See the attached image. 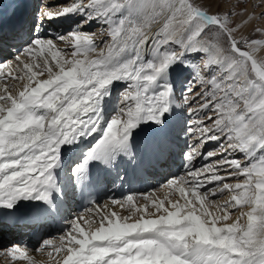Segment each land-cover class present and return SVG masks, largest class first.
I'll return each mask as SVG.
<instances>
[{
  "label": "snow or ice",
  "instance_id": "6c2138e0",
  "mask_svg": "<svg viewBox=\"0 0 264 264\" xmlns=\"http://www.w3.org/2000/svg\"><path fill=\"white\" fill-rule=\"evenodd\" d=\"M209 7L203 0H71L41 12V24L77 18L67 35L45 37L39 25L35 36L16 33L22 51L0 62V208L15 213L20 200L40 201L47 217L70 197L89 198L58 242L45 239L37 249L51 248L54 264H264V60L255 55L264 40L237 37L252 13ZM93 23L106 26L104 48L81 31ZM181 67L187 74L177 79ZM185 108L183 131L193 139L182 173L162 186L165 196L129 189L101 205L91 192L127 182L122 160L137 170L136 130L153 127L151 163L159 165L170 154L176 110ZM209 143L216 147L205 152ZM225 192L228 199H213ZM8 252L31 260L19 246Z\"/></svg>",
  "mask_w": 264,
  "mask_h": 264
},
{
  "label": "bare ground",
  "instance_id": "6f19581e",
  "mask_svg": "<svg viewBox=\"0 0 264 264\" xmlns=\"http://www.w3.org/2000/svg\"><path fill=\"white\" fill-rule=\"evenodd\" d=\"M56 1V0H55ZM61 2L59 5H56L52 8L47 9L49 11L55 12L59 9H62L63 7L67 6L70 2ZM136 3H141L144 0H134ZM204 2H208L209 0H203ZM239 1V0H238ZM58 2V1H57ZM24 3L25 8L22 10L21 13L15 15L14 17H9L12 11L16 12V8H19V4ZM36 3V0H0V32L1 28H4V26L7 25V23L14 24L16 23V27L13 31L5 32L2 31L0 35V62L5 63L7 65L8 62L14 61L15 56L19 54L23 47V43L21 40H18L15 38L16 33H20L24 38L27 37V33L31 27L32 24V10L34 9V5ZM46 4L44 3L42 6L41 12L44 11ZM41 12L38 14L39 21L37 25H39V32L44 36H51L56 37L57 34L60 35H67L69 31H71L73 28L77 27L75 24L77 21V18L75 17H61L56 20L47 21L44 20L41 24ZM18 13V12H17ZM8 14V15H6ZM10 14V15H9ZM126 14V13H125ZM7 18L6 22H4L3 19ZM4 22V23H2ZM2 23V24H1ZM9 24V25H10ZM8 25V26H9ZM248 25V24H247ZM246 27V25H245ZM153 28H155V25H153ZM37 29V26H36ZM247 30V29H246ZM81 31L87 32L89 34H95V38L98 44V48H104L105 44L108 41V37L105 34L106 33V26H102L99 23H93L91 25H88L81 29ZM245 34V35H244ZM244 36H247L246 33H244ZM103 41V42H101ZM55 42V41H54ZM10 48H7L8 45H10ZM57 46L59 47H66L64 42L62 41L61 44L59 42L57 43ZM264 45H260L257 47L256 52L263 51ZM71 49L69 48V51ZM179 50V49H177ZM255 52V53H256ZM11 53V54H10ZM205 57L198 56L195 58V62L202 63L203 59ZM4 71H8V68L5 67ZM187 73L184 72L181 68H177L175 70V76L177 79H182ZM9 83H12L9 81ZM181 122L180 112H178L175 120V128L179 129V123ZM176 129V130H177ZM177 132V131H176ZM176 132L173 133V136L178 139ZM137 137L138 141V149L139 151L143 148H140L141 146V140L145 135L153 134V127L152 126H142V129L136 130L134 133ZM176 135V136H175ZM178 151L181 149L178 144ZM156 151V149H155ZM177 151V153H178ZM141 153V161L145 155L144 149L140 151ZM153 153V152H151ZM155 156L153 157V159ZM239 159L245 160V156L243 154H240ZM140 161V162H141ZM198 162V161H196ZM170 168H159V171L152 167L149 170L146 171V176L141 173L138 175V173L141 171V164L137 165V170H133V168L126 164L123 160L121 161V166L125 168V170L128 173L127 176V182L123 185L120 184L119 181L116 182L115 185L108 184L107 186L101 184L98 186V193L94 194L93 196L98 198L99 203L104 200V202L101 204H105L109 197L115 196L117 199H120L121 195H127L129 193V189L134 194H142L143 192L141 190H146L147 185L149 182L153 184L156 180H158L160 177L166 175L169 171V169L173 170L177 167V164L173 161L171 163H168ZM167 164V165H168ZM167 167V166H166ZM121 176H124V173H121ZM243 178L238 179H232L229 180L228 183L235 184L237 182H241ZM141 182L142 184L139 185L138 182ZM124 186H127V189H124ZM107 187H109V190H107ZM230 196V193H227V196H223V200L228 199ZM122 199V197H121ZM139 203H143V201H139ZM89 207L87 203H82L79 194L70 197L66 203L64 204V207L62 211L59 213L60 220H56L53 217V214L50 216H43L44 213L47 211L46 206L40 202V201H32V200H20L17 202L16 205H14L15 213H13L12 209H2L0 208V264H54V261L52 257L48 255L50 251H52L51 248H46L41 251H34L32 250L28 245H20L21 241H31V238L33 236H37L39 238H42L43 240L48 239L53 242H58L59 237L63 234V228L65 227V223L68 219L71 218L72 215H77L84 213ZM66 208H69L70 211L66 210ZM117 211H121L118 207L115 209ZM247 209H245L246 211ZM233 214L231 213L232 217L235 218L237 215H239L238 211L233 210ZM20 214L21 220L18 222L17 225L13 224L14 218L13 215ZM123 214H127L124 212ZM32 216H37L39 218H30ZM245 219V218H244ZM246 220V219H245ZM42 230H45L43 233V237L40 236V233ZM12 238H15V244L16 246H19L21 250H26L28 253V256L31 257V260L24 259V258H18L16 260H13L8 250V246L6 245ZM27 243V242H25ZM32 244V243H31ZM15 255L19 256V253H15ZM55 256L56 254L53 253Z\"/></svg>",
  "mask_w": 264,
  "mask_h": 264
},
{
  "label": "rangeland",
  "instance_id": "374dc122",
  "mask_svg": "<svg viewBox=\"0 0 264 264\" xmlns=\"http://www.w3.org/2000/svg\"><path fill=\"white\" fill-rule=\"evenodd\" d=\"M60 2H61L60 0H56V1L55 0H36V3L34 5V9L32 10V13H31L32 24H31L30 29L32 30L33 36L36 35V31H37L36 26H37V23L39 21L38 14H40L43 4L45 3L46 6L50 9L56 5H59ZM62 2L68 3V2H70V0H62ZM204 3L208 4L210 6L209 10L213 11V12L217 11V10H223L224 8L228 7L229 5H234L235 10L237 12L240 11L241 9H244L246 12L252 13L255 18L252 19L251 22L248 25H246V27H245V25H243L240 28V30L237 32V37L239 38L240 36H244L245 35L244 33H246L247 36L250 37V39L264 40V35H261V34L255 32L253 30L254 27L264 28V15H261V13L264 12V0H239V1L238 0H209L208 2H204ZM24 8H25V4L20 3L19 8H16L17 9L16 12L12 11L10 13L11 15L9 14L10 15L9 17L11 18V17H14L13 14L17 15V14L21 13ZM6 15H8V14H6ZM234 19L239 21L241 19V17L237 16V17H234ZM3 20H4V22H6V20H8V19L5 18ZM4 22H2V23H4ZM4 30L8 33L10 32V29H8V28H4ZM0 35H1V32H0ZM45 37H48V36H45ZM61 42L62 41H59V44H61ZM10 46H11V44L8 45L7 48H10ZM21 51H22V49H21ZM255 55H256L258 60H264V49H263V51L256 52ZM195 63H197V62H195ZM120 91H123V89L121 87H117V92H120ZM197 91H199V89H197ZM114 103H115V98H113V105H114ZM178 103H180V101H178ZM190 106L195 107L196 105H190ZM176 112H177V114H178V112H180V117H181V122L179 123V129H177V127H176V129H177L176 134H177V137H179L178 138V141H179L178 144H179L181 149L178 151V148H177V151H178L177 159L175 156L174 160L170 159V157H168L167 160L169 159V163L174 161L177 164V167L174 170H173V168H172V170L169 169L170 172H168L166 175L160 177L158 180L153 182V184H151L149 182L145 191L141 190L143 193L154 192L160 198H163L167 192V189L162 187L163 185L166 184L167 179L170 178V176L172 174L179 176L182 173V171H183V167H182V165H183V152H186L188 150L186 147V144L193 139L192 137H186L185 133L183 131V129L186 127V117L188 115L187 109L185 108L183 112L181 111V109H177ZM109 115H110V113H109ZM215 147H216V145L214 143H209L204 148V151L206 152L209 150H213ZM197 161H198V162H196L197 166H200V161L199 160H197ZM167 168H170V167H167ZM138 183H139V185L142 184L140 181ZM124 189H127V186H124ZM107 190H109V187H107ZM123 196H124V194L121 195L122 198H123ZM223 196L224 197L227 196V192H225L224 194H221V195H217L213 199L215 201H221L223 199ZM121 197H120V199H121ZM103 202H104V200H102L100 202V204H102ZM66 210L70 211L69 208H66ZM233 213L234 212H232V214ZM244 218L246 219V217L242 218V220H241L242 223L246 222V220ZM44 231L45 230L41 231V233H40L41 237H43ZM14 240H15V238H12L6 244L8 246V248H11L15 244ZM25 242H27V243H25ZM42 243H43L42 238H39L37 236H33L31 238V241H29V242L28 241H24V242L21 241L20 245L21 246L23 244L26 246L28 245L32 250L37 251V249L41 247Z\"/></svg>",
  "mask_w": 264,
  "mask_h": 264
}]
</instances>
